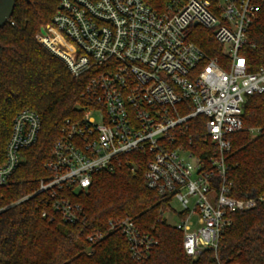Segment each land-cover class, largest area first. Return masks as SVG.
Instances as JSON below:
<instances>
[{"label":"built area","instance_id":"2783aa9c","mask_svg":"<svg viewBox=\"0 0 264 264\" xmlns=\"http://www.w3.org/2000/svg\"><path fill=\"white\" fill-rule=\"evenodd\" d=\"M263 7L264 0H177L158 12L142 0H59L36 39L73 77L90 73L84 94L93 105L60 128L44 164L49 176L35 192L41 216L84 222L70 196L86 191L94 173L113 172L123 157L131 170L138 168V155L146 157L145 186L182 206L173 227L182 233L188 260L217 249L231 213L264 205V193L235 199L226 182L230 136L243 130L247 98L264 92V67L249 71L240 53ZM197 25L212 33L221 57L207 56L189 40V27ZM196 117L204 118L201 136L216 148L207 161L189 148L191 137L186 141L188 122ZM40 126L30 109L13 118L0 187L8 185ZM106 225L124 236L134 260L149 256L156 244L132 219L112 218ZM102 237L95 231L87 240L93 245Z\"/></svg>","mask_w":264,"mask_h":264},{"label":"trees","instance_id":"16d2710c","mask_svg":"<svg viewBox=\"0 0 264 264\" xmlns=\"http://www.w3.org/2000/svg\"><path fill=\"white\" fill-rule=\"evenodd\" d=\"M162 12L177 0H142ZM59 0H16L9 20L0 27V164L11 132L12 120L23 110L35 111L41 120L36 142L22 151V163L9 183L0 187V264H264V205L229 215L231 223L216 250L205 249L188 260L182 233L163 216L169 204L144 184L146 157L138 155L134 170L123 157L113 172L91 177L86 191L71 195L86 216L71 225L59 217L41 216L40 194L35 193L52 147L66 120H80L93 105L84 94L90 73L73 77L58 56L43 47L36 35L55 13ZM189 40L209 57H221V46L212 33L190 26ZM249 71L264 67V7L250 25L240 52ZM243 130L230 136L226 155V182L230 196L244 199L264 193V92L249 96L243 107ZM204 118H192L185 133L189 148L202 161L216 148L203 136ZM129 157V156H128ZM112 218L132 219L139 230L156 242L149 256L134 260L120 232L109 231ZM103 237L90 244L92 232ZM89 249L92 252L89 254Z\"/></svg>","mask_w":264,"mask_h":264},{"label":"rangeland","instance_id":"374dc122","mask_svg":"<svg viewBox=\"0 0 264 264\" xmlns=\"http://www.w3.org/2000/svg\"><path fill=\"white\" fill-rule=\"evenodd\" d=\"M170 209L165 212L163 218L165 222L170 226H175L178 223V213L182 211V206L176 199H172L169 203ZM192 207V200L190 202L189 208Z\"/></svg>","mask_w":264,"mask_h":264},{"label":"water","instance_id":"95a60500","mask_svg":"<svg viewBox=\"0 0 264 264\" xmlns=\"http://www.w3.org/2000/svg\"><path fill=\"white\" fill-rule=\"evenodd\" d=\"M16 0H0V27L11 17ZM43 32V30H41Z\"/></svg>","mask_w":264,"mask_h":264}]
</instances>
